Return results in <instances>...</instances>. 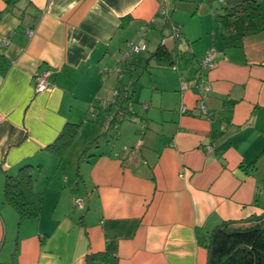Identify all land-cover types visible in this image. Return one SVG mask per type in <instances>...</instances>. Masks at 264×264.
<instances>
[{
    "label": "crops",
    "instance_id": "1",
    "mask_svg": "<svg viewBox=\"0 0 264 264\" xmlns=\"http://www.w3.org/2000/svg\"><path fill=\"white\" fill-rule=\"evenodd\" d=\"M188 1L167 0V18L161 0H0V264H85L101 251L118 264H206L213 228L264 214V28L234 36ZM172 24L182 26L168 45L179 71L138 56L123 80L132 83L136 115L119 143L86 155L75 179L59 169L38 177L68 124L79 125L77 138L102 127L90 106L99 112L98 99L112 98L128 41L145 32L158 42L154 53ZM211 49L210 89L203 97L181 91ZM45 70L50 86L37 92L34 75ZM25 165L43 202L40 216L20 220L4 184Z\"/></svg>",
    "mask_w": 264,
    "mask_h": 264
},
{
    "label": "trees",
    "instance_id": "2",
    "mask_svg": "<svg viewBox=\"0 0 264 264\" xmlns=\"http://www.w3.org/2000/svg\"><path fill=\"white\" fill-rule=\"evenodd\" d=\"M4 1L10 6L15 4L18 0ZM205 1L214 3L215 0ZM221 2L224 4L222 5L224 12L218 13L215 9L213 15L215 16L216 22L230 34L234 36H244L264 28V13L262 12L261 4L258 0H222ZM167 18H170V11L167 14ZM175 32L177 33L176 37L168 39V41L178 40L180 38L182 26L172 24L170 33L164 37H168ZM162 40L156 51L152 54V57L157 58L159 66L177 71L179 69L178 60L174 62V59H172V52L167 43L163 44ZM140 54H136L132 59H126V63L128 64L126 67H121L117 64L114 68L116 70L120 67L123 71V76H120V73L116 70L118 74V86L115 87V89L127 87L130 89L129 91H131V94L127 97H124L125 94H121L119 98L116 99L118 108L115 106L112 108L109 107L108 110L114 112L115 118L113 119V125H111L108 130L104 129V122L102 119L100 121L102 129H104L102 134L106 135L113 129L112 139L118 137L120 125L130 117L129 115H136V100L134 99L132 83H124L123 80L126 73L130 74L136 68L135 60ZM200 63L201 61L196 69L197 73L193 80L197 77L203 76V79L205 77L207 71H202ZM174 66L175 68H173ZM103 68V72L110 71L108 66ZM192 81L183 80L181 83V91L184 82ZM131 106L132 108L130 109ZM120 112L123 114L120 115ZM147 128L146 121H141V123H139L138 132L141 137H143ZM78 132L79 125L68 124L56 141L49 146V149L62 156L74 143L78 136ZM96 141L98 142V139H95V142ZM137 143L134 145V149L142 146L141 144V146L138 147ZM124 151H130V148L125 146ZM251 165V167H253V164ZM34 179L35 173L33 172L32 165L22 166L16 175H8L6 178L4 184V198L5 201L17 211L20 220L36 218L41 215L43 192L35 189ZM203 244L208 251L206 264H264V214L251 217L241 222L225 221L209 232ZM85 264H118V258L108 251L95 252L87 255Z\"/></svg>",
    "mask_w": 264,
    "mask_h": 264
},
{
    "label": "built area",
    "instance_id": "3",
    "mask_svg": "<svg viewBox=\"0 0 264 264\" xmlns=\"http://www.w3.org/2000/svg\"><path fill=\"white\" fill-rule=\"evenodd\" d=\"M222 1V0H220ZM161 12L168 14L169 12V8H168V2L167 0H161ZM28 34L31 35L33 34V30L32 29H28L27 30ZM145 32L140 31L139 32V38L137 40H129L128 41V48L124 51V60L126 61V59H132L136 54H140L143 51H145L147 49V43L145 41ZM177 35V33H173L168 37H164V39L162 40L163 44H166L168 39H172L175 38ZM217 65V61H216V52L215 49H211L205 56L204 58L201 60L200 66L202 68V71H208L213 69L215 66ZM175 68V66L173 67ZM106 69V68H105ZM104 70V68H103ZM102 70V71H103ZM118 72L120 73V76H123V71L121 70L120 67L117 68ZM34 80L36 82V91L37 92H43L45 90H47L50 86V82H49V71L45 70L42 72H37L34 75ZM196 89L201 97L204 96V94L206 93V91H208L210 89V86L208 83L205 82V80L203 79V76L201 77H197L195 78L192 82H184L182 85V90H188V89ZM130 89L127 87H124L123 89H115L113 91V97L110 100H103V99H98V102L101 104V108L99 112H96L97 106L96 103L93 102L91 103L90 106V112L92 115V118L94 120H98L100 117L102 118V121L104 122V129L108 130L110 128L111 125H113V119L115 118L114 116V112L113 111H109V107H116L118 108L117 104H116V99L119 98V96L121 94H125L124 97H127L129 94H131V91H129ZM145 107L147 105H144ZM132 108V106L130 107V109ZM185 106L183 107V110H185ZM204 110L206 111V108H204ZM123 114L122 112H120V115ZM115 125V123H114ZM116 126V125H115ZM142 144V140L140 139L137 143V146H141ZM210 149V148H209ZM75 205L78 208H82L83 206V199L81 197H77L75 199Z\"/></svg>",
    "mask_w": 264,
    "mask_h": 264
},
{
    "label": "rangeland",
    "instance_id": "4",
    "mask_svg": "<svg viewBox=\"0 0 264 264\" xmlns=\"http://www.w3.org/2000/svg\"><path fill=\"white\" fill-rule=\"evenodd\" d=\"M188 2L192 3V5H195V6H197L198 4L201 3L199 6H201L202 8H207V10L209 11V15L212 14L213 10H215V9L217 11L219 10L220 12L223 10V8H222L223 3L219 0L214 1L213 8L209 5L210 3L206 2V1H202V2L198 3L195 0H189ZM199 14H196V16L198 18L194 19V21L191 22L189 24V26L192 27V24H194L195 20H198L201 18L198 16ZM175 25H179V24H175ZM145 39H146V42L148 44H150V48L148 49V51H146V50L143 51L142 52L143 55L141 54V57L151 56L153 51L155 50L157 44H158V42L153 41L151 37L149 38V36H147ZM169 41L167 42V45H169V43H170ZM121 58H122V55L120 57V60H121ZM122 62H124V61H122ZM152 62L155 63V60H152ZM123 67H124V65H123ZM160 68L164 69L166 67L161 66ZM168 71H171V72L176 74V71L173 69L169 68ZM126 75L128 77L127 80H129L130 74L126 73ZM128 82H126V83H128ZM125 122H123L120 125L119 131H118L120 136L123 134L125 129H127L128 126H130L129 125L130 124L129 119H127ZM124 123H125V125L122 127V125ZM133 128H136V127H133ZM132 129H131V132H133ZM112 130L113 129H111L108 132V134L104 135V134H102L104 132V129H102V127H101V128H98V132L95 135L93 134L92 136H87L86 138H79V137L76 138L74 143L63 153L62 156L57 155L55 157H51V155H50V158L45 160L47 166L42 172L40 171V173H38V177H40L41 179H44L48 175H50V177H51V175L52 176L54 175L55 169L56 170L59 169L61 178L65 179V178L71 177V180L75 179L77 171H78L79 163L86 155L90 157L91 155H89V153H92L94 150L103 149L106 146V144L109 142L115 141V142L119 143L118 142V140L120 138L119 135H118V137H115L112 139V134H113ZM138 138H139V136H138ZM95 139H98V142L97 141L95 142ZM137 141L134 143V145H136ZM134 145H130V146L127 145L128 148H130V151H124V149H123V153H124L125 157L127 155L129 156L131 153H133L135 151L140 150L141 147L134 149ZM55 161H56V163H55Z\"/></svg>",
    "mask_w": 264,
    "mask_h": 264
}]
</instances>
